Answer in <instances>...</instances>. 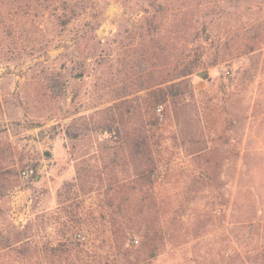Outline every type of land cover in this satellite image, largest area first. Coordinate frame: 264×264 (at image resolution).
<instances>
[{"label":"rangeland","instance_id":"1","mask_svg":"<svg viewBox=\"0 0 264 264\" xmlns=\"http://www.w3.org/2000/svg\"><path fill=\"white\" fill-rule=\"evenodd\" d=\"M0 239V264H264V0H0Z\"/></svg>","mask_w":264,"mask_h":264},{"label":"trees","instance_id":"2","mask_svg":"<svg viewBox=\"0 0 264 264\" xmlns=\"http://www.w3.org/2000/svg\"><path fill=\"white\" fill-rule=\"evenodd\" d=\"M189 74V73H188ZM185 75H187V74H184V76ZM183 76V75H182ZM174 87V86H173ZM161 92V91H160ZM162 97H163V94H157V92H155V91H153V93H152V95H151V101H150V103H149V105H150V107L151 108H154L155 109V107L157 106V105H159V103H160V101L162 100ZM158 108V107H157ZM118 204L119 205H121L120 204V201L118 202ZM125 218L126 217H128V216H124ZM87 228H89V226H87ZM129 231H128V233H138V229H134L133 230V228H129L128 229ZM90 235H92V237H93V241L94 242H99V243H101V244H103V243H106V242H109V240H110V237L109 238H106L105 237V235L106 234H110V236L111 237H113V240H114V242H112V244L113 243H115V244H117L118 246H119V241L121 240V238H122V235H124V231H121V230H118V229H114V230H107L105 233H103V230H100V229H96V230H89V231H87ZM125 232H127V231H125ZM146 233V231L145 232H143V234L144 235H146L145 234ZM67 240L68 239H66V242H67ZM2 241H1V239H0V243H1ZM1 245V244H0ZM73 248V250H75L76 249V247H72ZM72 250V251H73ZM82 253V252H81ZM80 254V253H79ZM78 254V252L77 253H74L73 255H79ZM101 260L100 261H104L103 259L104 258H100ZM75 262L76 261H72L71 262V264H75ZM98 262H88V263H86V264H97ZM78 264V263H77ZM81 264V263H80Z\"/></svg>","mask_w":264,"mask_h":264},{"label":"built area","instance_id":"3","mask_svg":"<svg viewBox=\"0 0 264 264\" xmlns=\"http://www.w3.org/2000/svg\"><path fill=\"white\" fill-rule=\"evenodd\" d=\"M156 112H157V113H160V112H161V108L158 107V108L156 109ZM31 175H32V171H28V170L22 171V172L20 173V176H21L22 178H28V177H30ZM135 244H136V241H135Z\"/></svg>","mask_w":264,"mask_h":264}]
</instances>
